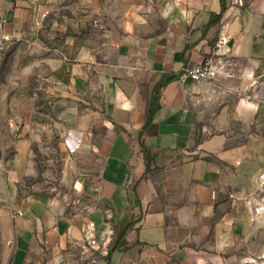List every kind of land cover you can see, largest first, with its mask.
Segmentation results:
<instances>
[{
    "label": "crops",
    "instance_id": "crops-1",
    "mask_svg": "<svg viewBox=\"0 0 264 264\" xmlns=\"http://www.w3.org/2000/svg\"><path fill=\"white\" fill-rule=\"evenodd\" d=\"M223 4L221 21L208 26ZM3 18L5 45L47 53L64 153L49 189L22 184L25 142L0 175L10 264L231 253L252 227L247 200L264 180V0H0ZM220 37L229 41L215 52ZM209 57L220 66L213 81L179 78ZM158 84L161 108L142 137L147 170L139 132ZM6 165L4 157L0 172Z\"/></svg>",
    "mask_w": 264,
    "mask_h": 264
},
{
    "label": "rangeland",
    "instance_id": "rangeland-1",
    "mask_svg": "<svg viewBox=\"0 0 264 264\" xmlns=\"http://www.w3.org/2000/svg\"><path fill=\"white\" fill-rule=\"evenodd\" d=\"M46 51L37 45L15 42L0 51V160L6 158L8 174L17 147L26 143L24 167L28 175L22 184L28 191L49 189L59 179L64 153L61 149L60 104L45 85L49 71ZM51 77L52 80H54ZM262 181V180H261ZM249 195L252 227L231 253H206L203 259H173L166 264H264V180ZM6 179L0 178L1 198L6 195ZM11 247L0 217V264H10Z\"/></svg>",
    "mask_w": 264,
    "mask_h": 264
},
{
    "label": "trees",
    "instance_id": "trees-1",
    "mask_svg": "<svg viewBox=\"0 0 264 264\" xmlns=\"http://www.w3.org/2000/svg\"><path fill=\"white\" fill-rule=\"evenodd\" d=\"M224 10H225V5L223 4L222 9L219 13H212L211 20H210L208 26H212L214 24L219 23L221 21L222 16H223ZM171 78L172 77L166 78L163 83H166L167 81L171 80ZM173 78H174V76H173ZM161 84H158V86L154 87L151 91V95H150L148 102H147L145 123L139 132V135L141 138L140 144H141L144 156H145L147 170L150 169L151 154L148 151L147 145L142 140V137H143L144 133L146 132L147 128L149 127V125L153 122L155 114L161 108L160 93H161V88L163 86ZM128 228H129V225H126L119 232L115 233V235H116L115 240L113 241V243L109 247L107 255H106V258H107L109 263H110L112 253L115 250L120 249L125 244V234H126Z\"/></svg>",
    "mask_w": 264,
    "mask_h": 264
},
{
    "label": "built area",
    "instance_id": "built-area-1",
    "mask_svg": "<svg viewBox=\"0 0 264 264\" xmlns=\"http://www.w3.org/2000/svg\"><path fill=\"white\" fill-rule=\"evenodd\" d=\"M6 22V19L3 18L0 22V51H2L5 47L4 41L7 40V37L3 35V25ZM229 39L228 37H220L215 45V52H217L221 47L226 45L228 43ZM220 66L218 65V62L215 61L214 58L209 57L206 58L201 64L192 67L187 68L183 70L179 74V78L181 80L190 78L193 81H205V82H211L213 81L218 73H219ZM21 214V213H20ZM94 223H90V227H93ZM88 242L91 246L97 245L96 238L92 237L88 239Z\"/></svg>",
    "mask_w": 264,
    "mask_h": 264
}]
</instances>
